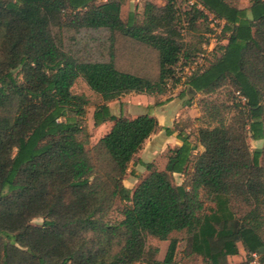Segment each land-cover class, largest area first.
<instances>
[{
  "label": "trees",
  "instance_id": "16d2710c",
  "mask_svg": "<svg viewBox=\"0 0 264 264\" xmlns=\"http://www.w3.org/2000/svg\"><path fill=\"white\" fill-rule=\"evenodd\" d=\"M193 1L184 13L191 25L208 12L223 23L227 41L217 60L187 79L186 89L211 95L230 86L232 105L203 100V118L216 124L181 131L165 168L146 164L147 175L128 194L122 179L160 125L150 114L113 116L107 103L134 92L165 93L183 56L175 0L164 7L146 2L140 22L133 14L122 18L121 0H0V237L26 248L32 264H175L178 241L170 236L182 231L207 264L238 255V243L248 258L242 264H252L253 253L264 264V147L249 145L264 140V0L244 8L239 0ZM64 23L109 31V59L66 51L53 34ZM116 33L157 52L156 80L116 67ZM79 78L103 101L95 125L113 122L98 145L117 173L111 196L123 206L114 223L99 216L105 196L91 182L89 100L73 92ZM56 181L71 189L74 210L53 198ZM207 202L214 205L209 211ZM35 217L45 222L32 231ZM148 237L170 240L163 261L158 248H148ZM14 252L19 248H0V263L15 264Z\"/></svg>",
  "mask_w": 264,
  "mask_h": 264
},
{
  "label": "rangeland",
  "instance_id": "374dc122",
  "mask_svg": "<svg viewBox=\"0 0 264 264\" xmlns=\"http://www.w3.org/2000/svg\"><path fill=\"white\" fill-rule=\"evenodd\" d=\"M122 1V18L127 21L131 14L135 15L137 21H142L143 19V9L146 2H152L158 7H164L169 0H121ZM250 0H239V7H248ZM175 5L179 18L177 21V29L180 33L178 41L182 47L183 56L188 53L189 58H197L199 53L204 52V66L210 65L213 61L217 60L221 55V47L226 44L227 34H223L220 30L223 24L216 23L208 19H200L195 25H191L189 17L184 14L186 11L191 9V3L185 0H175ZM53 34L61 46L68 52L77 54L84 58H93L94 60L107 61L109 59V49H110V33L107 30H87L81 29L76 30L70 28L65 23L59 27H53ZM207 35H212L215 38L212 50H204V45L209 43V38ZM120 34L116 33V41ZM122 41V40H120ZM115 42L121 48L117 51V58L120 60L121 68L130 69L132 71L141 70L140 62L128 61L126 56V51H133L135 54H143L142 49L138 46H130L124 42ZM150 58L153 55L150 52ZM186 64L180 66V71L182 75L186 76L185 70ZM146 68L149 75L153 74L154 65L148 63ZM174 86L170 89L166 88L165 93L167 97L173 92ZM73 92L76 94L85 95L89 104L87 106V114L85 118V127L87 129V134L89 138V143L87 149L89 152V157L92 164L95 167V174L91 178V182L96 183L105 196V201L103 204L102 212L99 215L104 222L114 223L122 219L120 214V209L123 203L114 199L111 196L114 181L117 179V173L114 170L113 163L106 156L104 151L99 147V140L105 133L106 128L101 126L98 127L94 123V112L102 104L101 97L93 92L83 79L79 78L73 87ZM233 90L230 86H225L218 89L214 94L202 95L197 94L194 96L196 103L202 111L201 118L205 117L202 109L203 100L218 102V103H228L232 105L233 101ZM230 117V114H227ZM204 119V118H203ZM204 121V122H202ZM200 122L184 121L179 123L176 128L185 131L186 128L189 130L195 129L199 126L212 125L214 126L216 122L211 119H204ZM249 145L251 150L260 149L264 147V142H256L252 139L249 140ZM157 165L160 168V162L157 161ZM147 175V171L144 167L138 165H129V169L126 175L122 179V184L126 188V192L131 194L132 190L138 185V183ZM185 177L182 175H175V182L178 184L184 183ZM52 195L57 201L63 202L66 209L74 210L75 199L71 192V189L59 184L57 181L52 185ZM214 205L211 202L206 203L207 211ZM45 222L43 217H35L30 220V227L33 229L42 227ZM170 239H176L178 241V250L176 256L175 264H207L202 256H199L192 251L191 238L186 231L174 232L171 234ZM170 241V240H169ZM169 241H160L153 237H148L147 245L148 248L154 249L158 248L159 252L156 255L157 260L163 261ZM4 245H12L19 248L20 252H14L15 264H32L31 259L27 255V249L19 246L18 244H11V242L6 237H0V248L3 251ZM151 255V254H149ZM248 260L247 254L241 244H239V254L236 256L227 257L222 263L223 264H242ZM0 264H3L2 262Z\"/></svg>",
  "mask_w": 264,
  "mask_h": 264
},
{
  "label": "crops",
  "instance_id": "0c3cea01",
  "mask_svg": "<svg viewBox=\"0 0 264 264\" xmlns=\"http://www.w3.org/2000/svg\"><path fill=\"white\" fill-rule=\"evenodd\" d=\"M119 41L130 46H138L142 49L141 51L144 52H142L143 54H135L133 51H126L128 61L141 63L139 68L141 70L140 72L121 68L120 60L117 58V51L121 48V45L118 46L116 44L114 59L116 67L124 72H129L144 78L156 80L159 75L157 52L146 45L123 35L118 37L116 42L118 43ZM150 52L153 55L152 59L150 58ZM148 63L154 65L153 74L151 75H149V72L146 68ZM194 96L195 95L192 94V92L186 89V83H182L175 85L174 90L169 97H167L166 93L161 95H148L146 93L134 92L122 95L120 98L107 103L110 113L113 116L119 117L121 114H123L126 118H136L140 115L150 114L159 122L160 128L146 141L143 148L136 154L134 160L130 163V166L138 165L146 169L145 165L152 163L158 170H163L165 168L168 151L181 145L179 135L182 130L176 128V126L184 121L195 122V120L200 118L202 115V111L196 103ZM101 126L106 128L104 133L105 135L113 126V122L106 121L98 127ZM168 129L171 132H168ZM184 132L189 133L190 130L186 128ZM256 142H264V140H259ZM201 150H203V148H201ZM157 161L160 162V168L157 165ZM239 244L241 243H238V248Z\"/></svg>",
  "mask_w": 264,
  "mask_h": 264
},
{
  "label": "built area",
  "instance_id": "2783aa9c",
  "mask_svg": "<svg viewBox=\"0 0 264 264\" xmlns=\"http://www.w3.org/2000/svg\"><path fill=\"white\" fill-rule=\"evenodd\" d=\"M192 5L194 4V1L191 0L189 1ZM199 9L203 10L202 7L199 5L198 6ZM208 15V18L216 23H221L223 24L220 20L216 19L212 14L206 12ZM222 29L220 30V32H222ZM207 38H209V43L204 45V50H207L210 52V50H212L213 48V43L215 41V38L212 35H207ZM197 58H188L187 56L185 57H181L180 60L178 61V63L175 66V74L168 79L167 83H166V88L170 89L172 86L175 87V85L177 84H182L185 83L187 81V79L199 68L204 67V58H205V54L204 52L199 53L197 55ZM184 64H186L185 70H186V76L182 75L181 73H179L180 71V66H183ZM179 80V82L176 83V81ZM174 89V88H173ZM235 95L239 98V100L241 101V103L245 102V98L239 93V92H235ZM252 264H259V256L257 253H253L252 254Z\"/></svg>",
  "mask_w": 264,
  "mask_h": 264
},
{
  "label": "water",
  "instance_id": "95a60500",
  "mask_svg": "<svg viewBox=\"0 0 264 264\" xmlns=\"http://www.w3.org/2000/svg\"><path fill=\"white\" fill-rule=\"evenodd\" d=\"M260 252L264 254V247L260 249Z\"/></svg>",
  "mask_w": 264,
  "mask_h": 264
}]
</instances>
